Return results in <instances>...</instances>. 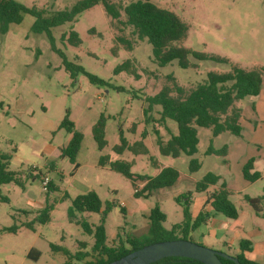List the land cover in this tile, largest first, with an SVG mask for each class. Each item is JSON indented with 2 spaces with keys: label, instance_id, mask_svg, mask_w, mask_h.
<instances>
[{
  "label": "rangeland",
  "instance_id": "1",
  "mask_svg": "<svg viewBox=\"0 0 264 264\" xmlns=\"http://www.w3.org/2000/svg\"><path fill=\"white\" fill-rule=\"evenodd\" d=\"M15 1L51 14L69 10L79 0ZM110 1L117 8H123L136 0ZM152 2L172 11L186 24L187 34L181 43L184 47L225 59L228 63L190 59L197 68L181 69L174 62L158 67L152 61L151 45L146 40H139L133 29L124 24V14L121 12L118 20H112L100 5L83 12L71 24L52 29L51 33L56 48L68 61L104 80L108 83L106 86L92 84L82 74L72 80L45 35L33 31L34 18L30 15H25L19 24H10L7 32L0 34V154L10 156L9 170L19 174L23 182V188L12 183L0 186V264H62L67 260L63 253L52 247L66 249L72 254L76 251L77 241L88 240L77 222L84 221L91 228L100 223V213L74 211L71 219L68 217L71 202L88 191H94L98 196L101 212L108 203L116 204L104 221L106 246L122 244L128 248L127 241L147 233L154 207L165 215L164 229L170 230L182 221L183 208L175 202L180 194L190 193L189 211L190 214L194 211L196 217L204 207V196L213 191L212 188L205 193L194 191V182L206 173H214L220 178L231 176L234 182L242 180L239 166L224 163L223 157L206 154L210 145L219 150L230 139L236 140L229 133L212 137L209 129H197L199 143L192 158L200 163V169L192 175L188 172L190 157L184 154L177 159L160 157L156 151L154 129L166 141L177 133V127L169 120L162 126L156 123L158 106L145 116L143 109L147 104L144 99L157 94L163 86L174 84L189 91L205 82L207 73H225L232 65L245 70H264V0ZM71 28L81 40L78 47L60 40ZM117 38L129 41L130 49L120 45ZM127 59L132 61L135 74L124 71L114 75V68ZM252 100V97H246L238 104L245 108ZM66 113L73 130L82 135L75 157L76 168L67 158L60 157L61 149L70 139V134L59 127ZM101 115L105 117L106 146L99 151L92 139L91 128ZM119 131L129 145L141 140L144 134L142 143L148 154L113 153V146L119 143ZM101 156L110 161L132 163L130 172L135 176L153 177L158 162L167 164L178 170L180 178L187 177L188 181L178 180L170 188L153 191L147 199L135 198V187L140 189L142 184L137 182L133 187L131 181L120 174L99 167ZM150 157L155 163L150 162ZM42 177L49 179L53 191L42 189ZM259 191L255 185L247 192L231 194L230 199L240 216L254 214L243 196L256 195ZM45 205H53V209L49 222L42 225L36 217ZM219 218L232 222L222 215ZM26 224H31V229L26 228ZM12 226L17 228L15 232L3 231ZM209 228L207 224L201 225L186 240L213 251H227L222 241L230 242L232 232L218 231L215 237L208 234ZM173 238L179 240L182 235L175 234ZM32 249L38 252L36 259L33 254L28 256ZM86 251L92 255L91 250ZM68 262L82 264L74 257Z\"/></svg>",
  "mask_w": 264,
  "mask_h": 264
},
{
  "label": "trees",
  "instance_id": "2",
  "mask_svg": "<svg viewBox=\"0 0 264 264\" xmlns=\"http://www.w3.org/2000/svg\"><path fill=\"white\" fill-rule=\"evenodd\" d=\"M97 5H100L105 15L112 20H118L121 12L124 14V24L133 29L139 40H146L151 45L152 61L158 67H165L174 62L181 69L197 68V65L192 63L190 59L228 63L225 59L208 56L205 53L195 52L184 47L181 43L187 34L186 24L172 11L156 6L152 0H136L126 4L123 8H117L110 0H79L69 10L51 14H46L43 9H38L35 6L26 7L15 0H0V34H5L10 24H19L25 15H30L34 18L33 31L45 35L51 49L61 58L62 66L72 80H76V77L82 74L90 83L106 86L108 83L104 80L86 72L81 66L68 61L65 54L56 48L55 40L51 33L52 29L61 25L71 24L83 12ZM60 40L72 47H78L81 44L78 34L72 28L68 32L63 33ZM117 41L120 45L130 49L131 44L129 41L122 38H117ZM112 53L115 54L114 48H112ZM135 70L132 61L127 59L114 68L113 74L117 75L124 71L129 74H135ZM263 73L264 70L262 69L245 70L232 65L230 66V71L225 73H207L205 82L196 85L189 91L174 84L172 87L163 86L154 96L146 97L144 102L147 104V108L143 109L145 116L154 106H158L160 111L158 112L159 118L156 123L162 126L169 120L174 122L177 127V133L170 135L166 141L162 140L158 131L154 129L158 155L177 159L184 154L190 157L188 172L190 174L196 173L200 169V163L192 157L197 153L199 143L197 129H209L212 137H217L222 133H229L239 137L242 130L239 124L241 110L235 106V103L246 97H255L259 94L262 87ZM59 127L70 134L68 143L61 149L60 157L67 158L76 168L75 157L80 148L82 135L73 130V124L68 120L67 113ZM118 135L119 143L113 146V153L121 155L124 151H129L133 155L148 154V149L142 143L144 134L141 135V140L131 145L122 136L121 131H119ZM91 136L98 150L101 151L106 146L104 116L101 115L91 128ZM226 152L227 147L225 145L219 150L213 149L210 145L206 154L224 157ZM9 160L10 156L0 154V186L12 183L23 188V182L19 174L9 170ZM149 160L151 163H155L152 157ZM98 166L120 174L130 180L133 187H135L137 182L142 184L140 189L135 187V198L147 199L153 191L170 188L179 179V172L174 167L162 168L153 177L135 176L130 172L132 163L110 161L106 156L99 158ZM52 168L53 164L50 165V169ZM242 176L249 183H253L261 177V173L253 171V159H249L242 167ZM219 180L220 177L218 175L208 172L201 180L195 183L194 191L196 193H205L209 188L216 186ZM53 190V186L49 182L47 191ZM230 197L231 192L227 189L226 184H220L217 189L207 195L203 209L199 211L195 218H192L189 211V204L191 203L190 193L187 192L177 196L175 202L183 208V219L180 223L174 224L170 230L162 227L165 222V215L156 206L151 211L147 233L142 237L127 241L128 248L122 244L111 247L106 246L104 221L107 213L110 209L116 207V204L108 203L105 210L101 212V203L94 191H88L83 195L77 196L71 202L72 209L68 211V217L71 219L74 211L79 213H100V223L94 228H91L84 221L77 222V224L80 225L84 234L92 236L94 240L92 246L94 258L86 264H109L143 246L161 241L176 240L173 238L175 234L182 235L181 240H186L190 233L204 225L207 220L216 214L235 220L238 212ZM243 198L255 214L259 215L264 211V196L255 198L244 196ZM207 205L210 211L205 210ZM52 209L53 205H45L38 213L36 221L42 225L49 222ZM120 211L124 212L122 208H120ZM25 227L31 229V224H26ZM16 229L15 226H12L3 229V231L15 232ZM250 247L251 243L249 241L242 240L239 242V253L228 255L235 257L240 264H259L244 256V253L250 251ZM52 248L59 249L69 259L67 250ZM31 254H35L34 259L38 257V252L33 249L28 253V256ZM220 261L222 264H235L229 259L220 258ZM152 264L202 263L187 258L169 257Z\"/></svg>",
  "mask_w": 264,
  "mask_h": 264
},
{
  "label": "crops",
  "instance_id": "3",
  "mask_svg": "<svg viewBox=\"0 0 264 264\" xmlns=\"http://www.w3.org/2000/svg\"><path fill=\"white\" fill-rule=\"evenodd\" d=\"M252 99L253 100L251 101V103L245 108H241L238 104L239 102L235 104V106L241 110V116L239 119V124L242 128L241 135L239 137L234 136L236 140L230 139L231 141H227V143L225 144V146L227 147V152L223 157L225 161L224 163L228 164V162H231L239 166L241 170L242 180L239 182H234L231 176L220 178L217 185L211 187L213 191L217 189L222 183L226 184V187L231 192V194H241L243 192H247L250 187L258 185V187L260 188L259 193L252 196H244H248L250 198L264 196V73L262 76L261 90L259 94L255 97H252ZM249 159H253V171L261 173V177L253 183L245 181L242 176V167ZM165 167H169V165L161 164L158 162L157 167L154 168L157 171L156 175L162 168ZM178 180H181V182H183L185 180L188 181V178H180L179 174ZM206 198L207 195H205L203 198L204 204ZM190 202H192L191 197ZM250 209L252 210L251 207ZM205 210L210 211L208 205L205 207ZM252 212L254 213L253 215L246 213V215L240 216V214H238L235 220H231L232 222H226L225 220L219 218L220 214H216L209 220H207L204 225H209L210 228L208 234L215 237L217 236L218 231L232 232L233 239L230 242L222 241L223 246L227 249V251H225L224 253L231 255L238 254L239 242L242 240H247L251 243V247L249 252L244 253V256L251 261L257 262L259 264H264V212H261L259 215L255 214L253 210ZM191 215L192 218H195L194 211H192ZM87 237L88 240L82 239L81 241H77L75 243L76 251L74 253L71 254L67 250L69 258L74 257L80 260L82 264H86L87 262L93 260L94 254L92 253V255H89L86 250L89 249L92 252L94 240L92 236L87 235ZM57 251L60 250L57 249ZM60 252L62 253V251ZM33 256H35V254H33ZM86 258H89L90 260L86 261ZM61 263L70 264L68 262V259L62 261Z\"/></svg>",
  "mask_w": 264,
  "mask_h": 264
},
{
  "label": "water",
  "instance_id": "4",
  "mask_svg": "<svg viewBox=\"0 0 264 264\" xmlns=\"http://www.w3.org/2000/svg\"><path fill=\"white\" fill-rule=\"evenodd\" d=\"M181 257L202 264H222L220 258L229 259L235 264L239 261L226 253L213 251L188 240H168L152 243L135 250L109 264H152L164 258Z\"/></svg>",
  "mask_w": 264,
  "mask_h": 264
},
{
  "label": "built area",
  "instance_id": "5",
  "mask_svg": "<svg viewBox=\"0 0 264 264\" xmlns=\"http://www.w3.org/2000/svg\"><path fill=\"white\" fill-rule=\"evenodd\" d=\"M49 183V179L47 177H42L41 179V187L44 191H47V186Z\"/></svg>",
  "mask_w": 264,
  "mask_h": 264
}]
</instances>
